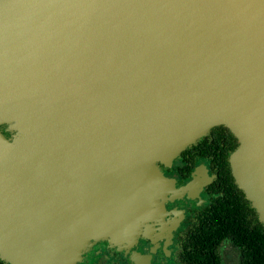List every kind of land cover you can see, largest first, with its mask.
I'll use <instances>...</instances> for the list:
<instances>
[{
    "label": "water",
    "instance_id": "obj_1",
    "mask_svg": "<svg viewBox=\"0 0 264 264\" xmlns=\"http://www.w3.org/2000/svg\"><path fill=\"white\" fill-rule=\"evenodd\" d=\"M0 257L136 241L159 168L223 124L264 223V0H0Z\"/></svg>",
    "mask_w": 264,
    "mask_h": 264
},
{
    "label": "flooded vegetation",
    "instance_id": "obj_2",
    "mask_svg": "<svg viewBox=\"0 0 264 264\" xmlns=\"http://www.w3.org/2000/svg\"><path fill=\"white\" fill-rule=\"evenodd\" d=\"M0 131L6 137L12 135L6 124H0ZM237 145L230 129L219 124L185 147L169 165L159 163L171 180V190L161 204L152 207V217L142 225L136 241L115 246L99 239L76 264H196L190 252L197 237L223 234L225 226L220 227V222L245 219L253 229L257 211L235 182L229 162ZM216 251L222 264L235 263L236 250L230 242L218 240Z\"/></svg>",
    "mask_w": 264,
    "mask_h": 264
},
{
    "label": "trees",
    "instance_id": "obj_3",
    "mask_svg": "<svg viewBox=\"0 0 264 264\" xmlns=\"http://www.w3.org/2000/svg\"><path fill=\"white\" fill-rule=\"evenodd\" d=\"M223 226L225 231L221 235L205 234L197 237L198 241L190 252L196 264H222L219 252L216 251L220 239L230 242L235 248L234 264H264V223L259 218L253 229H249L247 221L240 218L227 223L220 222V227ZM0 264L9 263L0 257Z\"/></svg>",
    "mask_w": 264,
    "mask_h": 264
},
{
    "label": "rangeland",
    "instance_id": "obj_4",
    "mask_svg": "<svg viewBox=\"0 0 264 264\" xmlns=\"http://www.w3.org/2000/svg\"><path fill=\"white\" fill-rule=\"evenodd\" d=\"M229 259H230V258H229ZM229 259H228V260H229ZM229 264H231V262H229Z\"/></svg>",
    "mask_w": 264,
    "mask_h": 264
}]
</instances>
